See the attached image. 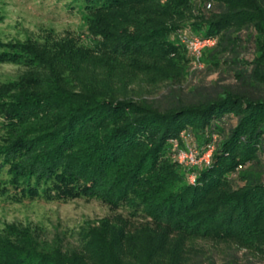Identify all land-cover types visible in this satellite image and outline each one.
Masks as SVG:
<instances>
[{"label":"trees","instance_id":"obj_1","mask_svg":"<svg viewBox=\"0 0 264 264\" xmlns=\"http://www.w3.org/2000/svg\"><path fill=\"white\" fill-rule=\"evenodd\" d=\"M86 3L88 10L101 4L86 18L93 35L116 41L115 51L135 67L150 68L152 60L175 72L166 74L156 100L140 102L74 91L60 75H24L12 102L18 112L3 123L19 130L14 122H21L25 131L1 139L0 169L21 182L29 198L43 187L47 194L60 191V199L128 203L181 233L264 243V0ZM184 35L216 40L186 86L187 68L177 62L186 59L179 51ZM182 135L194 137L201 152L214 148L208 164L177 162L180 150L193 147ZM40 164L42 170H34ZM92 238L96 245L87 256L68 260L26 240L18 248L7 242L0 264H125L129 238L122 228L104 222ZM17 253L27 255L23 263Z\"/></svg>","mask_w":264,"mask_h":264},{"label":"rangeland","instance_id":"obj_2","mask_svg":"<svg viewBox=\"0 0 264 264\" xmlns=\"http://www.w3.org/2000/svg\"><path fill=\"white\" fill-rule=\"evenodd\" d=\"M87 5L86 0H0V146L7 133L25 131L21 122H14L19 130L3 122H9L5 116L18 112L13 96L20 92V78L28 73L38 80L60 75L69 89L112 100L153 101L164 91L166 74L174 73V68L165 63L153 66L152 60H148L150 68L135 67L128 55L115 51L116 41L91 33L86 18L101 4L89 7L92 10ZM180 48L188 59L177 61L178 66L187 68L181 81L186 86L198 65L184 46ZM169 58L176 56L170 54ZM215 77L213 74L208 79ZM186 143L196 148L194 137ZM34 168L41 171L43 167ZM6 170L0 169V249L7 242L18 248V243L26 240L63 260L87 256L96 245L93 231L107 222L122 228L129 238H125L128 241L121 258L125 264H264V255L256 250H264L260 241L246 244L236 237L181 233L152 222L140 207L128 203L108 205L72 195L60 199V191L47 194L43 187L29 198L23 195L21 182L15 183ZM16 256L17 262L23 263L27 255Z\"/></svg>","mask_w":264,"mask_h":264},{"label":"built area","instance_id":"obj_3","mask_svg":"<svg viewBox=\"0 0 264 264\" xmlns=\"http://www.w3.org/2000/svg\"><path fill=\"white\" fill-rule=\"evenodd\" d=\"M181 42L184 44L189 56L192 58L193 62L200 67L199 59L202 55V52L206 48H211L215 45V39H203L198 36H182ZM183 140H186L187 136L182 135ZM173 148L179 150L177 143H174ZM213 147L210 146L206 149V151L201 152L197 148L188 147L187 150H180L176 154V160L179 164L184 165L186 167H194L201 166L204 164H208L210 161V157L213 151ZM191 180L194 178L191 176Z\"/></svg>","mask_w":264,"mask_h":264}]
</instances>
